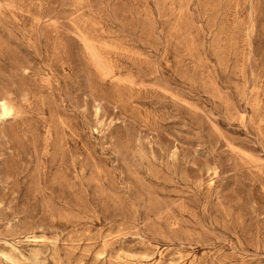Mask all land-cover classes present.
<instances>
[{"label": "rangeland", "instance_id": "rangeland-1", "mask_svg": "<svg viewBox=\"0 0 264 264\" xmlns=\"http://www.w3.org/2000/svg\"><path fill=\"white\" fill-rule=\"evenodd\" d=\"M0 264H264V0H0Z\"/></svg>", "mask_w": 264, "mask_h": 264}, {"label": "bare ground", "instance_id": "bare-ground-1", "mask_svg": "<svg viewBox=\"0 0 264 264\" xmlns=\"http://www.w3.org/2000/svg\"><path fill=\"white\" fill-rule=\"evenodd\" d=\"M2 110H3V114L5 116H8L13 113L14 108L8 101L4 100L2 103Z\"/></svg>", "mask_w": 264, "mask_h": 264}]
</instances>
